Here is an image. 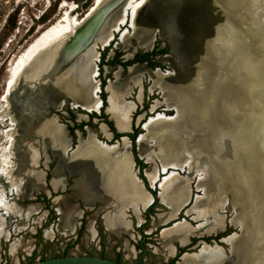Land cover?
<instances>
[{
    "label": "rangeland",
    "instance_id": "1",
    "mask_svg": "<svg viewBox=\"0 0 264 264\" xmlns=\"http://www.w3.org/2000/svg\"><path fill=\"white\" fill-rule=\"evenodd\" d=\"M62 1L0 0V166L7 171V174L0 172V189L8 204V208L4 209L0 203V214L4 217L3 233L0 234V264H25L74 254L98 255L125 264H167L171 258L166 254H169L168 250L160 244L164 242L162 238L166 242L167 237L156 236L162 227L160 221L167 219L170 211L159 196L157 204L148 210L147 221L142 226L144 233L139 239L136 228L131 229L130 233L124 230L117 234L106 230L103 215L113 208L112 200L95 198L90 206H85L79 192L73 187L74 179L80 177V172H71L65 167L63 184L54 189L50 183L60 159V154L55 150L56 144L66 147L65 155L71 156L78 143L81 140L87 142L91 133L101 141L119 143L120 150L126 149L127 144L121 139H107L101 124L110 131L109 127L90 115L103 112L112 119L106 111L108 93L105 87L110 81L117 83L115 87L121 91L124 101L136 104L130 115L129 132L135 137L143 133L144 140L141 145L137 143L138 146L133 141L131 146V138L127 135L128 150L135 175L144 184V189L150 192L149 188L154 187L158 194V183L153 186L144 177L145 170L153 166L158 167L160 178L166 171L174 170L176 176H180L179 183L187 181L189 199L169 224L185 220L192 226H199L208 222L206 217L188 213L187 208L198 200V206L218 203L212 217L221 218V226L213 231L200 229L197 239L212 245L218 244L227 253L229 246L214 239L215 235L240 233L239 223H243L246 228L237 241L248 244L240 256V264H253L261 260L264 257V0H148V6L139 10L138 19L140 31L147 25L150 29L143 33L137 31L136 37L140 44L133 43L132 36H127L123 45H116L121 29L131 31L129 21L125 20L114 31L109 44L101 46L98 39L100 35L104 38L109 33L120 15L124 0L111 10L94 40L72 61L66 63L68 59L65 57L69 53L64 51L70 37L55 44L24 71L17 73L10 89L12 95L8 96L6 89L8 79L13 76L12 65L51 25L65 23L62 19L67 7L60 8ZM65 1L75 6L71 17L77 20L85 16L93 3V0ZM170 14L183 28L189 23L184 38L187 45L185 77L177 76V66L182 68L183 61L171 52L169 46V41L175 48L178 46L177 34L180 31ZM151 38L150 45L142 46ZM95 44L96 50L100 52L96 62L100 67L97 80L99 85L104 81L102 91L100 89L98 94L104 104L99 112H86L71 104L70 99H74L75 94L67 79H73L74 74H70V69L77 67L78 60H84V55H87L88 62ZM154 45L158 49L168 48L167 53L153 56L154 62L161 64L160 67L149 66L146 62L126 68L119 64L103 63L115 53L124 61L136 52L151 50ZM102 53L104 61H101ZM156 67L160 71H171L174 76L168 80L169 76L155 73ZM79 77V80L85 81V76ZM86 81L87 85L79 90L81 97L86 95V91L90 97L93 84L87 78ZM158 84L165 87V93L170 98L167 102ZM140 88L142 97L138 101ZM103 93L105 95L102 96ZM25 98L24 114L21 116V101ZM61 101L63 104L59 106ZM172 104L177 106L173 107ZM175 108L179 109V115ZM158 111L175 116L155 120L157 125L147 131L143 124ZM53 116L57 126L52 122ZM11 118L16 121L15 124ZM87 121L89 124L75 128L77 124ZM45 123H49L48 127L50 124L58 127V138L53 140L41 130L35 132ZM72 126L75 128L73 135L69 130ZM156 126H165V129L156 134ZM120 133L126 135L127 132ZM89 142L94 145L91 138ZM30 147L37 152L34 166L28 165L24 157L28 155ZM108 154L103 151L100 153L105 159L109 158ZM135 156L144 164L143 168L137 164ZM189 156L194 161L187 166L184 162ZM168 161L173 163L172 166L162 171V162ZM21 164L25 166L18 177L14 170ZM29 168L43 173V189L40 186L32 190L31 197H27L19 188L16 193L12 185H21ZM204 171L207 177L202 173ZM200 181L204 189L198 185ZM123 199V208L133 201L129 197ZM72 205H77L81 212L69 231L61 226L58 209L66 210ZM125 211L127 219L138 222L132 209L127 208ZM141 217L145 218L144 212ZM144 236H152L153 239ZM141 240L143 248L139 250ZM13 245L15 251L11 253ZM26 245L30 248L26 249ZM186 251L195 252L197 246ZM233 262L232 259L221 264Z\"/></svg>",
    "mask_w": 264,
    "mask_h": 264
},
{
    "label": "bare ground",
    "instance_id": "2",
    "mask_svg": "<svg viewBox=\"0 0 264 264\" xmlns=\"http://www.w3.org/2000/svg\"><path fill=\"white\" fill-rule=\"evenodd\" d=\"M106 1L107 0H93V3L90 9L85 14V16H83L80 20H77L76 18L71 17L72 14L71 12L74 10L75 6H72L71 4L63 0L61 2L60 8L65 6L67 7L65 9V13L62 19V21H64L65 23L62 24L60 22H57L55 25H51L52 27L44 31L35 41L33 40L34 42L31 45H29V47L27 46L28 48L20 55L19 59L15 62V64L12 65L13 76L12 78L8 79L6 94H8L9 96L10 89L14 84L13 77H15L17 73L21 72L22 70L24 71L42 53H46L48 50H50V48L55 46V44H57L58 42L63 41L70 37L72 38V36L75 34L76 30L82 25V23L85 22V20L89 16H91L99 7H101ZM121 4L122 6H120L121 7L120 15L116 18V20L112 24L109 33L104 38H102L100 35L98 39V43H100L101 46H107L109 44V42L113 37L114 31H117L119 29L120 24L123 23L125 20L129 21V28L131 29V31L128 29L120 30L121 33L119 35L120 36L119 41L116 44L117 46L123 45L125 38L127 36H132V39H134L133 43L140 44L139 39L136 37L137 31L143 33V31H145L146 29H150L149 25H147V27L143 31H140L139 30L140 20L138 19L139 10L141 8H144L148 4V0H125ZM119 9L120 8H118V10ZM151 41L152 38L151 40H148L145 43H143L142 46L146 47L150 45ZM173 47L175 48V46ZM99 54L100 52L96 50V44H95L94 48L91 51V55L89 57L88 62L86 61L87 55H84L83 56L84 60L83 59L78 60L79 65L77 67L73 66L70 69V74L71 73L74 74V77H72L73 79L72 80L67 79V82L70 81L69 85L72 87L75 94L74 95L75 98L70 99L72 100L71 104L74 107H80L84 109L86 112H99L102 105V100L98 94L100 91V86L97 80L98 66L96 62L99 58ZM68 55L69 54H67L65 58L69 60ZM163 57L166 58V56ZM157 72H161V74L164 75L165 77L169 76L168 80L174 76V73L168 70L160 71L158 68H156L155 73ZM80 75L82 77L85 76L84 82L81 79L79 80ZM86 78L93 84L90 90V97L92 98L91 101H89L90 97L87 91L85 96L81 97V94H79V90L87 85ZM116 84H117L116 82L110 81L105 87V91L108 93L106 111L115 120L117 128L120 131L125 132L130 130V119H131L130 115L132 113V110L135 108V102L124 101L122 99L121 91H119L115 87ZM158 86L161 89L166 99L165 101L167 102V99L169 100L170 98L165 93V87L161 84H158ZM69 90H71V88ZM141 90L142 89L140 88L137 95L138 101H140L142 97ZM6 94L3 96L4 98L6 97ZM62 104L63 101L60 102L59 106H61ZM175 104H172V106L176 107L177 105ZM175 109L179 115V109L178 108ZM174 116L175 115H165L164 113L158 111L155 115L149 116V119L145 121V123L143 124L144 129L150 131V129H153V126L155 124L157 125V123H155V120L159 118L169 119V118H173ZM54 119H56L55 116H53V120ZM53 120L52 122L55 124V120L54 121ZM11 122L13 124L16 123V121H14L13 118H11ZM48 124L49 123H45L41 125V128L39 127L35 129V132L41 130L43 131L42 133H48L51 136V139L55 140L56 138L59 137L58 134L59 130L57 131L58 127H56L57 126L56 124H55L56 126L50 124V126L48 127ZM101 129L102 131H104V134L108 136L109 133H107L108 131L106 130V127L103 123L101 124ZM164 129L165 126H163V128L156 126L154 131L157 134L164 131ZM10 138H11V145H13L14 138L12 137V134L10 135ZM90 138L92 139L94 145L89 142ZM87 140H88L87 142L81 140L78 143L76 149L72 152L71 156L65 155L66 147L64 148L61 144L55 143L56 144L55 150L60 154V159L54 168V175L50 179V183L54 189H56L58 186H61L63 184V178H64L63 170L65 167L71 172H80V177L74 179L73 187L79 192L85 206H90L91 202L95 198H99V200L102 201H104L105 199L106 200L111 199L113 203V208L109 211H106L103 215L104 225L106 230L114 234H117V232H121L124 230L130 233L131 231L130 220L127 219L126 217L127 213L125 209L126 210L127 208L132 209L137 217L138 222H140L142 220L140 216V212L147 205H150L154 198L149 191L144 189L142 183L140 182V179L135 175V171L133 168V161L128 150L129 147L128 138L125 136L121 138V141L127 144L125 150L124 149L120 150L119 143L118 144L107 143L101 141L97 139L94 134L91 133H89ZM143 140H144V135L143 133H141L140 137L138 136L137 138V143L141 145V142H143ZM102 151L110 154V156H108L109 157L108 159L101 157L102 155H100V153ZM24 157H26V161L29 162L28 165L34 166L37 160V152L34 151V148L30 147V151L28 155ZM191 157L192 156H189V158L185 160L184 162L185 165L190 166V164L194 161ZM2 161L6 162L5 159L4 160L2 159ZM170 161H174V160H170ZM162 163L164 165L162 166V171L167 170V168L172 166L173 164L169 161ZM24 166L25 165L21 164L20 166L21 168L15 167L14 172L16 176L18 177L21 176V172L22 169L24 170ZM26 170H27V173L25 175L26 177H23L21 185L19 186L15 184L12 185L14 190L16 189V193H17V189L19 188V190H21L23 194H27V197H31L30 193L32 190H36L40 186H41L40 188L43 189V173L42 171L34 170L31 168ZM0 172H4V174H7V171H5V169H3L2 166H0ZM202 173L207 177V173L205 171ZM145 174L151 185L157 186L158 183V188H159L158 196L160 197L161 202L170 209L167 217L176 215L178 211H180L182 206H184V204H186L189 199V190L187 188V181L183 180V183H179L180 176L177 177L174 170H171L170 172L166 171L165 175H163V177L160 178L158 174V167L156 166H153L145 170ZM204 175L199 176V179H201ZM201 183L202 181H200L198 185L202 186V188L204 189ZM124 197H129L130 199H133L132 203L127 204L125 208H123L122 205L124 201L123 199ZM206 197L209 196L206 195ZM225 198L228 199V197ZM199 201L200 200L193 203L189 208H187L186 212L188 213L193 212L195 214L197 213L198 216L203 215L206 217V220L208 222L199 224V226H192L191 224L187 223L185 220H177L171 226L165 227L161 230V235L167 237L164 247L166 250H168L170 254H172L174 250V247L171 244L172 240L185 242L186 236L190 233L198 234V231L200 229H204V231H213L214 229H217L221 226L222 219L221 218L217 219L215 217H212L213 210L217 208L218 203H214L213 205L202 204L203 206H198L197 203ZM0 203L4 207V209L8 208V204L4 199L3 190L1 189H0ZM58 210H59V214H61V226L65 230L71 231L73 229L74 220L78 216H80V212H81L80 209L77 207V205H72L68 207L66 210H62V209H58ZM235 213H237V210H235ZM90 223L92 222L90 221ZM239 225H240V233H231L221 238V240L227 243V245L229 246L227 255L224 253L222 246L218 244L212 245L204 241H201L200 244H202V247L198 252L196 251L187 252L183 254L180 260L177 262V264H221L227 260L231 261L232 259L234 260L233 264H240V260H239L241 259L240 256H242V254L244 253L245 246L248 243L241 240L239 242L237 241L238 237L243 233V231L246 228L243 223H239ZM3 226H4V217L0 214V234L3 233ZM89 226L91 227L92 225L89 224ZM6 234L8 233H5V235ZM236 242L239 243L238 248L236 246ZM28 248H30V246L26 245V249ZM14 251H15V247L13 245L11 246V253H14ZM253 264H264V257Z\"/></svg>",
    "mask_w": 264,
    "mask_h": 264
},
{
    "label": "water",
    "instance_id": "3",
    "mask_svg": "<svg viewBox=\"0 0 264 264\" xmlns=\"http://www.w3.org/2000/svg\"><path fill=\"white\" fill-rule=\"evenodd\" d=\"M123 1L124 0H111L107 4H104L103 6H101L91 16H89L85 20V22H83V24L76 30V32L72 36V38L70 40H68V42L65 44L66 51H68V53H69V55H68L69 60L66 63H69L70 61H72L73 58L79 52H81L82 50H84L86 47L89 46V44L94 40L97 32L101 28L102 24L104 23L105 19L107 18L108 14L111 12V10L113 8H115L116 6H118ZM170 15H172V14H170ZM174 19L176 20V22L180 28V31H178L179 35L177 38L178 39L177 48H174L172 46L171 42L169 40L168 41H169V46H170L171 52H173L177 58L181 57V59L183 61L182 68H179L177 66V69H176L178 71L177 76L179 75V76L185 77V75H186L185 65L187 62V59L185 56L187 54V45L184 42V38H185L186 30H187V25H189V23H187V25L185 24L186 25V27H185L186 30H185V28H183L181 25H179V23L175 17H174ZM52 48H50V49H52ZM156 68H158V67H156ZM11 90H12V88H11ZM9 95H12L11 91H10ZM33 95H37V94H33ZM19 99L20 98H18V100ZM26 100H27V98H25L21 101V107H22L21 108V116L24 114L23 113V111H24L23 102L25 103ZM110 117L112 118L111 115H110ZM114 125L117 128L115 120H114ZM141 127H142V125H141ZM118 131L123 132V131H120L119 129H118ZM138 135L135 138V143L137 146H138V144H137ZM124 136L128 137L127 135H122L121 137H119V139H121ZM157 196H158V194H157ZM201 247H202V244H200V246L198 247L196 252H198ZM25 264H125V263H122V262H119V261H116V260H113L110 258L98 256V255H76V254H74V255H63V256H56V257H49V258H45V259H38V260H34V261H31V262L25 263Z\"/></svg>",
    "mask_w": 264,
    "mask_h": 264
},
{
    "label": "flooded vegetation",
    "instance_id": "4",
    "mask_svg": "<svg viewBox=\"0 0 264 264\" xmlns=\"http://www.w3.org/2000/svg\"><path fill=\"white\" fill-rule=\"evenodd\" d=\"M152 49V48H151ZM131 66V65H130ZM98 72H97V75H99L100 74V67L98 66ZM102 82V81H101ZM100 82V89H101V91H102V83ZM102 99V98H101ZM103 100V99H102ZM100 113H98V115H99ZM110 120H112L113 121V123H114V120L113 119H110ZM106 124V123H105ZM106 126H108L107 124H106ZM115 126V125H114ZM115 128H116V126H115ZM110 129V128H109ZM116 130L118 131V128H116ZM111 131V130H110ZM112 132V131H111ZM119 132V131H118ZM113 133V132H112ZM127 133H130V132H127ZM114 138V134H113V137H112V139ZM136 138V137H135ZM130 141V144H131V146H132V142L133 141H135L134 139L132 140V139H130L129 140ZM130 146V147H131ZM132 148V147H131ZM134 159H135V157H134ZM136 161V160H135ZM134 161V162H135ZM138 164V163H137ZM140 165V164H139ZM144 177H146V176H144ZM143 180V179H142ZM146 180H147V177H146ZM143 187H144V184L142 185ZM150 189V193L153 195V197H154V199H153V201H152V204H150V205H147L145 208H143L142 209V211L140 212V216H141V213L142 212H144L145 213V218L144 219H142L140 222H134V221H131L130 220V230L131 229H134V228H136V230H138L139 231V233H138V235H139V239H140V237H142V233H144V231H143V229H142V226L146 223L145 221H147V219H146V216H148V210L151 208V207H153V205H156L157 204V201H158V196H157V193H155V190L154 189H151V188H149ZM158 191V190H157ZM155 199H156V202L154 203V201H155ZM160 201V200H159ZM150 217V216H149ZM142 218V217H141ZM169 222H171V220L170 221H168V222H166V223H160V226H162V227H160L159 229H158V233H157V235L156 236H158V237H161L162 238V235H161V230L164 228V227H166V226H170L171 224H173V223H170L169 224ZM164 225V226H163ZM157 229V228H156ZM151 233V232H150ZM216 237L214 238V239H217L219 242H222V243H225V242H223L222 240H221V238L222 237H224V236H226V235H223V234H216L215 235ZM197 237H200V235H198ZM197 237H194V236H190L189 238H188V241H187V243H185V244H180V241H178V240H173L172 241V246L174 247V250H173V253L172 254H168V253H166L169 257H171V258H169V260H168V262H167V264H177V262L180 260V258L182 257V255L183 254H185V253H187V249L188 248H191V247H193V246H196V243H201V241L202 240H199V239H197ZM144 238H149V239H153V237L152 236H144ZM154 239H156V238H154ZM163 240H164V242L163 243H160L162 246L164 245V243H165V239L164 238H162ZM158 243V244H159ZM143 248V241L141 240V245H140V248H139V250H141ZM182 249H184V251H182ZM224 250V249H223ZM226 255H227V253H225ZM116 261H118V260H116Z\"/></svg>",
    "mask_w": 264,
    "mask_h": 264
},
{
    "label": "trees",
    "instance_id": "5",
    "mask_svg": "<svg viewBox=\"0 0 264 264\" xmlns=\"http://www.w3.org/2000/svg\"><path fill=\"white\" fill-rule=\"evenodd\" d=\"M167 52H168V48L158 49L157 46L154 45L151 50L144 51V52H136L130 59H127V60H124V61L120 60L118 58L119 57L118 54L115 53V55L110 60H107L106 62H103V63H107V64H119L123 68H126L127 66L133 65L135 63H143V62H146L149 66H158V67H160L161 64L158 63V62H154L153 56H155L156 54H165ZM102 60L104 61V53L101 54V61ZM103 82L104 81L101 82L102 83L101 86H103ZM103 95H105V94L103 93L102 96ZM102 104H104V100H102ZM101 107H102V105H101ZM90 115H91V118L97 117L101 121H103L104 123H106L108 125V127L110 128V130L113 132L115 139H118L119 137H121L123 135V133H120V132H118L116 130L113 121L108 118V115L107 114H104L103 112H101L99 115H97V114H90ZM143 121L141 122V124L143 123ZM87 124H89V121H87V122H81L80 124H77L75 126V128H82L83 125H87ZM73 127L74 126L69 127V130H70V132H71L72 135H73V130L75 129ZM126 135H128L132 140L135 137V134L126 133ZM135 160L137 161L138 164H140V166L142 168L144 167V164L136 156H135ZM155 202H156V199H155L154 203ZM182 251H184V249H182Z\"/></svg>",
    "mask_w": 264,
    "mask_h": 264
},
{
    "label": "crops",
    "instance_id": "6",
    "mask_svg": "<svg viewBox=\"0 0 264 264\" xmlns=\"http://www.w3.org/2000/svg\"><path fill=\"white\" fill-rule=\"evenodd\" d=\"M135 107H136V104H135ZM130 128H131V126H130ZM131 130V129H130ZM108 132L107 133H109L108 134V136H106V138L107 139H111L112 137H113V133L111 132V131H109V130H107ZM126 132H129V130L128 131H126ZM148 180V179H147ZM149 181V180H148ZM87 208V207H86ZM179 212V211H178ZM178 214V213H177ZM177 214L176 215H173V216H170V217H168L166 220H164V221H160V223L162 224V223H166V222H168V221H170V220H173L176 216H177ZM159 219H160V217H159ZM171 226V225H170ZM166 227H169V226H166ZM165 228V227H164ZM197 233H190V234H188L187 236H186V240H185V242H180V244H185V243H187V241H188V238L190 237V236H194V237H197L199 234H197ZM196 246H197V249H198V247L200 246V243H196Z\"/></svg>",
    "mask_w": 264,
    "mask_h": 264
},
{
    "label": "built area",
    "instance_id": "7",
    "mask_svg": "<svg viewBox=\"0 0 264 264\" xmlns=\"http://www.w3.org/2000/svg\"><path fill=\"white\" fill-rule=\"evenodd\" d=\"M152 189H154V187Z\"/></svg>",
    "mask_w": 264,
    "mask_h": 264
}]
</instances>
